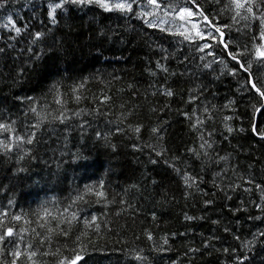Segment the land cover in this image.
<instances>
[{
    "label": "trees",
    "instance_id": "obj_1",
    "mask_svg": "<svg viewBox=\"0 0 264 264\" xmlns=\"http://www.w3.org/2000/svg\"><path fill=\"white\" fill-rule=\"evenodd\" d=\"M55 2L7 0L0 8V123L14 129L0 130V141L13 144L12 152L0 148V232L14 230L0 264L15 259V244L17 264H59L82 248L78 264H238L245 254L244 264H264V140L252 130L264 129V115L253 118L264 100L252 88L264 90L262 24L254 18L264 9L162 2L199 6L209 27L220 28L199 51L200 41L148 27L134 6L121 13L69 4L53 25ZM36 32L43 35L33 42ZM32 133V144L14 141ZM205 141L212 147L201 148ZM173 157L179 172L165 163Z\"/></svg>",
    "mask_w": 264,
    "mask_h": 264
},
{
    "label": "snow or ice",
    "instance_id": "obj_2",
    "mask_svg": "<svg viewBox=\"0 0 264 264\" xmlns=\"http://www.w3.org/2000/svg\"><path fill=\"white\" fill-rule=\"evenodd\" d=\"M7 2V0H0V8H3L5 3ZM232 4L235 5L236 9H240L245 7V4H249L251 6L247 7V11L249 13H253V7H259L260 9H264V2H262L259 6H256L253 2V0H231ZM137 3V0H117V2H110V0H59V2H55V3H49L48 4V20L51 24L55 25L57 23V19H56V12L58 9H63L66 5H74L77 7H81V6H87L90 4H96L97 6H99L100 8H102L105 12H112V11H119L121 13H131L134 11L133 5ZM151 6L152 11H144V12H140L137 13L138 16H153L155 15V11L157 9H159L161 7V4L158 2V0H147L146 6ZM164 7H173L175 8V5H165ZM196 13L199 14V16L203 17L204 20L207 22L208 21V17L205 15L204 11H202L199 6L196 7ZM195 13L190 10L187 7H179L178 12H176V19L180 20L182 23V27L184 24H187L189 22V20L193 17ZM237 15H240L239 12L236 13ZM165 15H167V13H165ZM254 18L257 19H261V24H262V31H261V40H264V18L262 17H258L255 16L254 14ZM7 24L11 25L12 29H14L15 33L17 35H19L22 31L21 28L17 27L16 24L13 22L12 18H8L7 19ZM148 27L153 28V27H157V25L155 23H153L152 21L148 22ZM192 29L195 30V34L196 36L200 37L201 39L205 38V34H203L199 29L198 26L193 23L192 24ZM160 31H165V29L161 28ZM216 32H220V28L217 27L216 28ZM179 35L184 36V38L186 40H189L190 42H192V38L188 35H185L184 32H179L177 33ZM43 33L41 32H36L34 35V39L33 42H35L36 40H39L42 37ZM207 36L213 40L216 39L215 36H212L211 33H208ZM199 51H204L207 48H210L211 45L208 43H205L203 46H197ZM225 48L227 50V45H225ZM0 51H2V49H0ZM231 58L233 60H236V62L239 64L241 63L240 60L238 59V55H240V53L237 54H233V53H229ZM257 56L264 58V51L260 50L259 48L257 49ZM208 55H213V53L209 52ZM201 59H203V57H201ZM159 67V65H158ZM205 67H209V65H205ZM241 67L243 68V64H241ZM166 71V69H165ZM245 71H247V69H245ZM249 82L251 83V80H249ZM252 88L257 92V94L260 96L261 100H264V90H262L261 88L257 87V84L252 83ZM166 95L168 96H172L173 92L172 91H167ZM28 99H32L31 97H29ZM107 99V97L105 98ZM77 100H79V97H77ZM57 103H60L59 100L56 101ZM231 103V102H230ZM33 113H36L37 109L35 107H31L30 109ZM153 111H155V109H153ZM257 114H261L264 115V105L261 106H257V105H253V118H257ZM43 119V118H42ZM41 119V122H42ZM225 119H230L229 117H225ZM61 123H63V120L60 121ZM198 123H202V121H198ZM32 128H38L39 124H33L31 125ZM192 127H196V125H193ZM0 130H3L4 132H8V133H12L14 132V129L11 128L9 125L7 124H3L0 123ZM135 133L139 134L141 131V127L140 126H136L134 129H132ZM252 130L254 135L258 136L261 140H264V129H260L256 124H253L252 126ZM159 129L154 127L151 129V132L155 135L156 133H158ZM227 131L229 134H231L233 132V129L231 127H227ZM240 131H243V129H240ZM99 135V133L97 134ZM35 138V133H32L30 136H27L26 138L21 137V136H15L14 141L19 142L20 144H32ZM9 139L11 140L12 137L10 136ZM158 139H162V137H158ZM148 147L151 149L152 152H154L156 157H161L163 158L165 155V149H163L162 147L160 149H157L155 146L152 145H148ZM211 148L212 144L205 141L204 144L201 145V148ZM0 148H3L6 152H12L13 151V144L11 143H6L5 141H0ZM189 152H191L197 159H200V153L189 149ZM204 156H209L208 152L205 151L203 153ZM210 158V157H209ZM20 159H23V157H20ZM176 157H173V162H170L168 160H165L166 165L169 168H173L175 171L179 172V169L175 167V163L174 161L176 160ZM225 157H220V160H224ZM152 164H158L160 161L157 159H150L149 161ZM23 170V169H21ZM191 177H189L186 173L184 175V180L186 182V186L187 187H191V184H187V181L190 180ZM250 182V181H249ZM153 183H155V181H153ZM257 187H260L259 185H257ZM98 195L103 196V193H98ZM78 199H83V197H78ZM262 199H264V197H262ZM73 203H75V201H73ZM211 201H206V204H210ZM65 211H67V209H65ZM46 214H49L46 212ZM3 215H7V212L3 213ZM73 219H76L75 214H73ZM188 219H192L191 217H187ZM13 219L15 220H19L20 217L19 216H14ZM95 217L92 218L91 221L86 222L85 226L87 227L88 223H94L95 222ZM153 219H155V217H153ZM257 219H259V217H257ZM3 222L0 221V224H2ZM68 223L70 224L71 221H68ZM213 223H216V221H213ZM97 230H99V226L97 225ZM225 231H228V229H225ZM65 236L68 235L67 232L64 233ZM260 236H264V232H261L259 234ZM14 236V230L11 227H7L5 228L2 232H0V252L4 251L3 246L6 244H13L14 241L10 238H12ZM77 239L79 240V237H77ZM148 239L151 240L152 236L149 234L148 235ZM236 239H239V237H236ZM165 243H167V241L165 240ZM241 245L242 248L245 249L246 251H251L252 247H253V241H241ZM207 247V245H205ZM86 251V249H81V252L76 253L74 256L72 257H67L65 259H62L59 261V264H78V262L83 259V252ZM224 251L227 253L229 250L226 248L224 249ZM10 255H12L13 257H15V259H13L11 261V264H17V260L19 259V257L22 255L21 251L19 250V245L15 244L14 246V250L9 252ZM45 255H47V253H44ZM29 259H31L32 257L36 256L37 253L35 251L30 252L29 254ZM137 260H141L143 259V257L140 256H136L135 257ZM247 254L244 255L243 258L238 260V264H244V260H247Z\"/></svg>",
    "mask_w": 264,
    "mask_h": 264
},
{
    "label": "rangeland",
    "instance_id": "obj_3",
    "mask_svg": "<svg viewBox=\"0 0 264 264\" xmlns=\"http://www.w3.org/2000/svg\"><path fill=\"white\" fill-rule=\"evenodd\" d=\"M110 2L114 3L117 2V0H110ZM158 2L161 4V7L155 11V15L153 16H141L145 22L148 24L149 21H152L157 25L158 28H163L165 30H168L173 33H179L184 32L185 35H188L192 38V40H197L202 42L201 45H204V41L206 39H211L207 36L208 33H211L212 36H215V28L211 26L209 27L208 23L203 20L199 14H197L193 9L192 10L195 14L193 17L189 20L187 24H184L183 27L181 26L183 22L176 19V12H178L179 8H170V7H164L165 5L162 4L159 0ZM147 0H137V3L134 4V8H136L137 12H144V11H152L151 6H146ZM186 7V6H184ZM167 13V15H165ZM195 23L198 26V29L205 34V38L201 39L200 37L196 36L195 30L192 29V24ZM207 23V24H206ZM220 34V32L218 33ZM260 50L264 51V45L263 48ZM262 58V57H259Z\"/></svg>",
    "mask_w": 264,
    "mask_h": 264
},
{
    "label": "flooded vegetation",
    "instance_id": "obj_4",
    "mask_svg": "<svg viewBox=\"0 0 264 264\" xmlns=\"http://www.w3.org/2000/svg\"><path fill=\"white\" fill-rule=\"evenodd\" d=\"M159 1H160L161 3H162V2H167V3H168V2H170V1H174V0H159Z\"/></svg>",
    "mask_w": 264,
    "mask_h": 264
},
{
    "label": "bare ground",
    "instance_id": "obj_5",
    "mask_svg": "<svg viewBox=\"0 0 264 264\" xmlns=\"http://www.w3.org/2000/svg\"><path fill=\"white\" fill-rule=\"evenodd\" d=\"M26 5V4H25ZM24 8V7H23Z\"/></svg>",
    "mask_w": 264,
    "mask_h": 264
}]
</instances>
